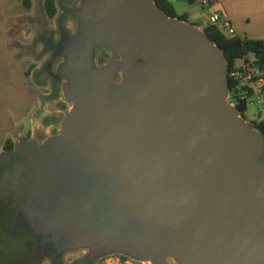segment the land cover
<instances>
[{
    "label": "water",
    "instance_id": "95a60500",
    "mask_svg": "<svg viewBox=\"0 0 264 264\" xmlns=\"http://www.w3.org/2000/svg\"><path fill=\"white\" fill-rule=\"evenodd\" d=\"M74 16L61 131L21 139L8 170L32 235L58 259L264 264V134L227 100L223 49L154 0H84ZM100 46L119 57L98 65Z\"/></svg>",
    "mask_w": 264,
    "mask_h": 264
},
{
    "label": "rangeland",
    "instance_id": "374dc122",
    "mask_svg": "<svg viewBox=\"0 0 264 264\" xmlns=\"http://www.w3.org/2000/svg\"><path fill=\"white\" fill-rule=\"evenodd\" d=\"M44 1L32 0L31 6L27 7L23 0H0V152L8 140L16 144L29 136L45 140L53 135L59 131L62 119L72 105L63 93L67 80L61 77L59 66L64 56L55 42L66 37L68 22L75 16L56 0L58 12L49 17ZM208 8L197 5L195 12L206 19ZM187 21L191 22V19ZM76 33L69 29L68 35ZM100 50L96 63L108 58V54ZM115 79L119 80V76ZM259 111L260 107L251 105L248 116L257 119ZM247 121L254 126L255 120L248 118ZM19 227L17 229H23ZM4 234L0 230V264H9ZM22 240L9 238L10 243L18 245ZM23 250L16 255L23 256ZM54 252L47 246L39 254L29 256L34 264H86L89 251L83 248L65 250L59 259L52 256ZM33 256L36 259L31 258ZM10 262L13 264L14 259ZM167 264L176 263L168 259Z\"/></svg>",
    "mask_w": 264,
    "mask_h": 264
},
{
    "label": "flooded vegetation",
    "instance_id": "af4514ba",
    "mask_svg": "<svg viewBox=\"0 0 264 264\" xmlns=\"http://www.w3.org/2000/svg\"><path fill=\"white\" fill-rule=\"evenodd\" d=\"M84 0H78L77 3L72 5V0H60V4L63 5L67 10H69V14H74L75 10L78 8V5H81V3ZM73 18V21L70 19L68 22V31L66 30V35L69 34V29H73L74 31H78V22L76 21V18ZM75 20V21H74ZM68 32V33H67ZM61 38L55 42L58 44L60 42ZM55 44V45H56ZM102 49V50H100ZM105 52L108 54V58L105 62L109 61L112 58L119 57L117 53L112 51L106 46H100L96 52H95V59L97 60V56L99 55V52ZM105 62L97 63L98 65L103 64ZM61 131V124L59 131L55 132L54 134H57ZM31 138L30 136L26 139ZM40 143L44 141L38 140ZM18 143H13L12 147H8V144L4 146L3 150L0 152V227H3L4 230L0 228V230L3 232V243L5 245V256H7V260L9 261V264H12L10 262L14 259L13 264H34L30 260L29 254L37 255L46 246H41L39 242L36 240L34 235H31V232L28 228V225L26 221L23 219L21 215H17L14 210V189L12 188V181L10 180V171L11 169L19 162L24 160L23 154L16 152L18 148ZM10 169V171H8ZM19 226H22L23 229H17ZM20 228V227H19ZM14 237L16 238V241L18 238L23 239L19 243L21 245H18L16 243H10L9 238ZM14 241V240H13ZM10 244V245H9ZM23 250V256L19 257L16 255L19 251ZM16 256L18 258H16ZM33 259H36L34 256L31 257ZM16 260V261H15Z\"/></svg>",
    "mask_w": 264,
    "mask_h": 264
},
{
    "label": "crops",
    "instance_id": "0c3cea01",
    "mask_svg": "<svg viewBox=\"0 0 264 264\" xmlns=\"http://www.w3.org/2000/svg\"><path fill=\"white\" fill-rule=\"evenodd\" d=\"M167 10L174 16L190 20L204 29L210 25V14L218 11L226 14L236 28L237 34L264 39V0H166ZM197 5L208 6L207 18L195 12ZM97 264H138L132 258L109 255Z\"/></svg>",
    "mask_w": 264,
    "mask_h": 264
},
{
    "label": "built area",
    "instance_id": "2783aa9c",
    "mask_svg": "<svg viewBox=\"0 0 264 264\" xmlns=\"http://www.w3.org/2000/svg\"><path fill=\"white\" fill-rule=\"evenodd\" d=\"M211 23L217 24L222 28L228 39L237 35L231 19L218 11L210 14ZM233 82L232 89L227 96L228 102L237 108L238 104L245 103L247 108L243 114L238 112L245 120L248 118L257 120L264 113V62H258L254 53L242 56L237 59L234 68L228 72V78ZM251 105L260 107L257 119L248 116ZM248 122V121H247ZM138 264H151L149 262L138 261Z\"/></svg>",
    "mask_w": 264,
    "mask_h": 264
},
{
    "label": "trees",
    "instance_id": "16d2710c",
    "mask_svg": "<svg viewBox=\"0 0 264 264\" xmlns=\"http://www.w3.org/2000/svg\"><path fill=\"white\" fill-rule=\"evenodd\" d=\"M158 5L163 7L169 16L172 15L168 10L165 1L166 0H154ZM32 0H23L25 6L30 7ZM46 13L49 17L56 16L58 12L57 1L56 0H45L44 1ZM185 20L183 18H180ZM203 30H205L209 36L220 46L224 51V56L229 62L228 72H230L238 58L246 55H250L254 53L258 59V62H264V39L262 38H251L243 35L237 34L231 39H228L225 36L224 31L220 28L219 25L210 23V25L206 26ZM229 85L232 89L233 82L229 77ZM247 108L245 103L238 104L237 110L238 112L243 114V111ZM256 128H258L264 134V113L260 115V117L252 123ZM8 147L13 146V141H7ZM123 258H129L125 255H119ZM97 260L90 261L88 259L85 260L86 264H97Z\"/></svg>",
    "mask_w": 264,
    "mask_h": 264
}]
</instances>
